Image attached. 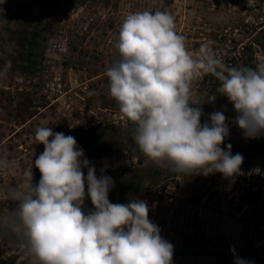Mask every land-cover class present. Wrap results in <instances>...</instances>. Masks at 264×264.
<instances>
[{
  "label": "rangeland",
  "instance_id": "obj_1",
  "mask_svg": "<svg viewBox=\"0 0 264 264\" xmlns=\"http://www.w3.org/2000/svg\"><path fill=\"white\" fill-rule=\"evenodd\" d=\"M167 8L190 52L214 41L218 58L230 66L264 62V0H0V157L16 174H0V186L20 182L44 146L35 130L74 136L99 176L115 181L112 203L146 200L149 219L174 246L173 264H264V137L245 140L232 125L235 111L208 75L194 82L192 103L204 104L202 123L214 111L229 118L232 154H242L240 175L178 177L146 163L132 125L110 97L105 75L118 57L115 43L129 13ZM132 158L131 166L125 161ZM252 168V169H251ZM86 176V171H85ZM0 192V210L9 206ZM85 207L92 208L89 199ZM0 264H32L16 235L0 232Z\"/></svg>",
  "mask_w": 264,
  "mask_h": 264
},
{
  "label": "clouds",
  "instance_id": "obj_2",
  "mask_svg": "<svg viewBox=\"0 0 264 264\" xmlns=\"http://www.w3.org/2000/svg\"><path fill=\"white\" fill-rule=\"evenodd\" d=\"M214 41L190 52L167 8L124 17L107 68L108 92L133 127L132 139L146 163L178 177L221 174L234 182L244 157L232 154L229 118L214 111L202 123L203 105L192 103L193 84L211 75L216 92L235 111L231 124L245 140L264 137V62L230 66L217 57ZM8 60L0 68L6 75ZM44 151L20 182L0 186L10 201L0 210V232L17 236L32 264H173L174 246L149 219L146 200L112 203L115 181L90 162L74 136L39 126L34 136ZM131 166L132 158L125 161ZM86 171V176H85ZM0 174L13 176V162L0 157ZM89 199L91 209L85 207ZM234 264H249L237 257Z\"/></svg>",
  "mask_w": 264,
  "mask_h": 264
},
{
  "label": "built area",
  "instance_id": "obj_3",
  "mask_svg": "<svg viewBox=\"0 0 264 264\" xmlns=\"http://www.w3.org/2000/svg\"><path fill=\"white\" fill-rule=\"evenodd\" d=\"M252 169V168H251Z\"/></svg>",
  "mask_w": 264,
  "mask_h": 264
}]
</instances>
